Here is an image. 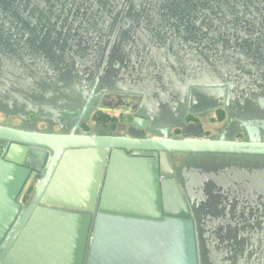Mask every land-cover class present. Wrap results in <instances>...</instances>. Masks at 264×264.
I'll use <instances>...</instances> for the list:
<instances>
[{
    "label": "water",
    "instance_id": "95a60500",
    "mask_svg": "<svg viewBox=\"0 0 264 264\" xmlns=\"http://www.w3.org/2000/svg\"><path fill=\"white\" fill-rule=\"evenodd\" d=\"M112 98L127 136L85 132ZM0 115V264H264V184L174 165L264 160V0H0Z\"/></svg>",
    "mask_w": 264,
    "mask_h": 264
},
{
    "label": "rangeland",
    "instance_id": "374dc122",
    "mask_svg": "<svg viewBox=\"0 0 264 264\" xmlns=\"http://www.w3.org/2000/svg\"><path fill=\"white\" fill-rule=\"evenodd\" d=\"M121 110L122 109H119L116 112H97L95 114L94 121H92L91 125H89L91 127L90 129L94 128L93 126L97 124L98 120H103L104 123L113 121L116 122V125L108 127L109 131L113 134L123 133V126L120 125L119 122L125 121L126 119H128V117L125 114H120ZM0 124L8 126L18 125V123L12 118L6 120L1 115ZM19 125L22 126L23 124L19 122ZM215 126L216 125H205L204 131L208 133V135H214ZM106 131H108V129ZM237 160L240 159H235V157H205L187 154H177L174 156V161L178 173L183 175L190 174L189 178H193V180L204 181L212 177H219L225 179L224 183L225 185H227L229 184V182H231V180H235V182H238L239 180H242L241 177L247 176L249 179H252V183L264 184V160L254 161L253 159V161H248L250 163H242ZM187 178L188 177H185L182 182H187ZM29 194L30 192L27 190L26 195Z\"/></svg>",
    "mask_w": 264,
    "mask_h": 264
},
{
    "label": "flooded vegetation",
    "instance_id": "af4514ba",
    "mask_svg": "<svg viewBox=\"0 0 264 264\" xmlns=\"http://www.w3.org/2000/svg\"><path fill=\"white\" fill-rule=\"evenodd\" d=\"M113 101L112 104L110 105V109H101L99 111H112V112H116L118 111L119 109H122L120 112V114H125L128 119H126L125 121H120L119 124L123 126V129H124V132L121 133V135H126L127 136V132H128V127H129V123H130V120H131V117L133 116L131 114V109H132V106L135 102L131 101V100H127V103L124 105V102L123 103H118V100L116 98H112ZM98 111V112H99ZM224 116V117H223ZM203 117V118H201ZM5 118V117H4ZM6 120L8 119H11V118H5ZM13 120H15L18 125H15V126H9V127H12V128H20L21 125H19V121H17L16 119L12 118ZM93 120V119H92ZM92 120H91V123H92ZM21 123V122H20ZM118 124V125H119ZM186 124L191 127L192 129L189 130V134L190 135V138H194L196 136H194L195 132L197 133H200L201 134V138L203 139H212V138H215V137H218L220 136L221 134L224 133V126L226 125V118H225V115L222 111H212V112H209V113H206V114H203V115H199V116H190L188 119H187V122ZM2 125V124H1ZM91 125V124H90ZM104 124L102 123H97L96 125H94L93 129H90V128H85L84 131L85 132H94V131H99V132H103V133H111L109 131V128L106 127V126H103ZM205 125H216L214 127V130H215V134L214 135H208V133H206L204 131V126ZM8 126V125H6ZM108 131H106L107 129ZM45 126L43 125H40V129L39 131L40 132H44L45 130ZM106 129V130H105ZM53 132H56L57 133V130L53 131ZM113 134V133H112ZM173 137H183L184 133L180 130V131H174L172 133ZM149 137H154L152 135H145L144 138H149ZM239 139V140H243V136L242 135H236L233 137V139ZM236 159H240V160H237V161H240L242 163H244L245 161H253V158H236ZM262 159H254V161H261ZM174 165L176 167V164H175V161H174ZM181 175V174H180ZM36 180V179H35ZM35 180H33L31 182V186L29 187L28 191L31 192V187H33V184L35 183ZM26 196V195H25ZM29 195H27L28 197ZM25 198L24 199V202L27 201L28 198ZM226 240H228L226 237L227 235L224 236ZM234 240V242L237 244L239 242V240H243L242 239V236L239 235V233L237 231H235V233L233 234V237L231 238ZM231 239L229 241H231ZM231 244H234V243H231Z\"/></svg>",
    "mask_w": 264,
    "mask_h": 264
},
{
    "label": "trees",
    "instance_id": "16d2710c",
    "mask_svg": "<svg viewBox=\"0 0 264 264\" xmlns=\"http://www.w3.org/2000/svg\"><path fill=\"white\" fill-rule=\"evenodd\" d=\"M95 114L92 117V119H93L92 121H94ZM97 123H102V124H104L103 126H106V127H111V126H115L116 125V122H113V121L112 122H109V123L108 122L104 123L103 120H98Z\"/></svg>",
    "mask_w": 264,
    "mask_h": 264
}]
</instances>
